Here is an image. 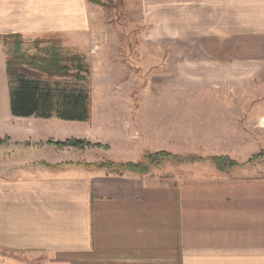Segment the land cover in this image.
I'll return each instance as SVG.
<instances>
[{
	"label": "crops",
	"instance_id": "crops-1",
	"mask_svg": "<svg viewBox=\"0 0 264 264\" xmlns=\"http://www.w3.org/2000/svg\"><path fill=\"white\" fill-rule=\"evenodd\" d=\"M141 2L144 48L159 46L158 76L173 93L163 100L170 104L151 110L141 97L116 95L121 102L112 111L93 108L90 124L67 121L82 128L62 135L22 131L20 122L58 119L18 118L4 107L0 264H264V179L241 176L247 166L230 172L196 166L186 179L176 165L170 174L159 167L148 174L98 167L179 148L175 127L196 116L182 109L184 95L193 98L206 92L202 88L228 95L226 89L246 84V69L264 58V0ZM97 22L90 0H0V99L7 93L3 37L55 39L88 54L92 42L98 46ZM216 96L206 100L224 97ZM204 111L212 112L199 116L230 117V111ZM108 117L116 121H104ZM68 140L92 146L49 144ZM222 142L221 151L232 148Z\"/></svg>",
	"mask_w": 264,
	"mask_h": 264
},
{
	"label": "rangeland",
	"instance_id": "rangeland-1",
	"mask_svg": "<svg viewBox=\"0 0 264 264\" xmlns=\"http://www.w3.org/2000/svg\"><path fill=\"white\" fill-rule=\"evenodd\" d=\"M90 3L96 8L98 19V38L96 39L98 46L95 47V43L92 42L91 48H94L92 53H86L85 55L91 70L90 89L91 96L94 98L92 111L93 108L98 113L106 109H110L109 112L112 111L110 106L121 102L118 97L114 98L116 95L141 97L144 106H148L151 110H158L161 105H169V102L163 100L166 96L173 95V93L162 87L158 76L160 73L158 61L162 59L163 55L158 53V45L150 44V49L144 48L147 43L143 38L141 0H90ZM14 41L17 42L18 40H13L11 43H14ZM5 42L9 43V39H6ZM23 43L24 46L20 48V51L25 60L29 55L43 54L40 50L47 46L45 42L33 38L27 40L23 38ZM8 49L12 48L8 47ZM8 49L5 48L6 56L8 55L7 59H19L18 64L20 66L24 65L26 70L35 74L38 78L52 82L65 78L62 77L61 70L52 69L48 74L47 71L27 67V64H24V60L18 53H12ZM252 63L254 67V62ZM253 67L246 69L248 72L247 81L245 80L246 84L240 85L239 89L235 87L226 89L228 95H222L217 91L213 93L207 88H202L201 90L205 89L206 92H200L193 98L184 95L181 101L182 109H193L192 112L197 117H184L180 127H175L181 131L180 135L177 136L180 138V142L177 144L179 148L172 151L161 150L155 153H146L142 156V160L137 163H145L144 159L149 154L166 153L169 156L157 159L156 163L151 165L150 172L152 168L159 167L164 173L170 174L175 171L174 166L176 165V171L182 167V177L186 179L190 175L188 171L192 167L197 166L199 170H206L209 167L214 168L215 165L212 159L225 152V155L228 154L227 157L237 165L247 166L249 170L245 168L249 173L245 174V171L239 170L241 176L264 179V58L260 60L259 68L253 69ZM5 72L7 93L5 100H3L5 97L0 99V112H4V107L8 111L10 109L7 69ZM214 95L215 97H217L216 95L224 97L216 101L206 100L208 97H214ZM191 99L195 101L190 102ZM214 109L230 111V117L199 116L212 112L204 110ZM182 113L185 114L186 112ZM123 117L124 115L118 118L119 122L115 126V131L118 128L121 129L125 121ZM99 119L102 120L101 117H98ZM103 119L111 123L113 120L111 117ZM113 121H116V118ZM87 123L90 124L91 122ZM67 124H69L67 121L59 119L58 121L54 120L52 123H36L26 120L20 122L18 128L21 126L25 128L22 131L32 130L33 132L40 129L59 135H62V131H75L82 128V126L76 124L71 123V126H67ZM223 140L232 148L221 151L220 146ZM83 141L90 143L92 146L91 142ZM1 142H3V139L0 138ZM98 145L94 147L101 150H105L103 147H108ZM200 145L208 146L209 151L198 149ZM87 146L76 148L84 150ZM211 146L216 147L212 149ZM208 152L209 155H205L206 157L199 156L200 153L207 154ZM127 164L129 163L116 165L120 167ZM245 168L239 169L245 170Z\"/></svg>",
	"mask_w": 264,
	"mask_h": 264
},
{
	"label": "trees",
	"instance_id": "trees-1",
	"mask_svg": "<svg viewBox=\"0 0 264 264\" xmlns=\"http://www.w3.org/2000/svg\"><path fill=\"white\" fill-rule=\"evenodd\" d=\"M6 39H9V43L5 42ZM13 40L18 41L11 43ZM38 41L45 42L47 45L43 50H40L43 54L29 55L25 60L20 51V48L24 46L22 36L15 35L2 38L4 47L6 49L12 48L8 49L12 53H18L27 67L41 69L47 71L48 74L52 69L61 70L62 77L65 78L55 82L41 79L26 70L24 65L20 66L18 64L19 59H7L12 115L18 118L36 117L45 120L57 118L68 122H90L93 102L90 89L91 70L87 63L86 54L64 47L60 41L55 39ZM49 144L79 148L86 145L91 146L90 143L80 140H68L63 143L49 141ZM103 149L107 150L108 147H103ZM167 156L169 155L166 153L149 154L144 159L145 163H129L118 167L112 162H104L98 164V167L118 173L131 171L148 174L151 165L156 163L157 159H163ZM212 162L220 172H228L239 166L228 157H215ZM81 164L86 167L90 166L86 163Z\"/></svg>",
	"mask_w": 264,
	"mask_h": 264
}]
</instances>
